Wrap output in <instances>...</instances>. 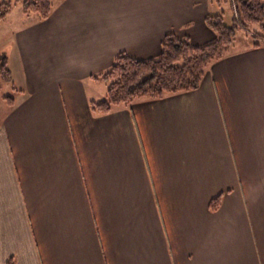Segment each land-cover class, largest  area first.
I'll return each instance as SVG.
<instances>
[{
	"label": "crops",
	"instance_id": "crops-1",
	"mask_svg": "<svg viewBox=\"0 0 264 264\" xmlns=\"http://www.w3.org/2000/svg\"><path fill=\"white\" fill-rule=\"evenodd\" d=\"M211 6L58 0L6 34L0 264H264V45L211 63L196 90L90 110L116 55L212 42Z\"/></svg>",
	"mask_w": 264,
	"mask_h": 264
},
{
	"label": "trees",
	"instance_id": "trees-1",
	"mask_svg": "<svg viewBox=\"0 0 264 264\" xmlns=\"http://www.w3.org/2000/svg\"><path fill=\"white\" fill-rule=\"evenodd\" d=\"M236 14L231 16L230 25L224 23L220 14L208 13L204 22L214 33L215 39L202 46H194L188 38H178L167 34L161 41V54L156 59L137 60L127 53L116 55L110 68L94 79L107 83L105 100L90 103L94 115H105L120 106H128L136 100H156L170 95L196 90L206 69L236 50L233 48L238 32L251 40V47L264 45V3L260 0H233ZM231 6V0H209L210 5ZM9 4H0V21L10 11ZM22 13L36 15L45 21L52 11L51 0H24ZM0 82L12 85V75L8 67V58L0 53ZM8 105L14 99L4 97ZM220 197L210 203V209L216 210Z\"/></svg>",
	"mask_w": 264,
	"mask_h": 264
},
{
	"label": "rangeland",
	"instance_id": "rangeland-1",
	"mask_svg": "<svg viewBox=\"0 0 264 264\" xmlns=\"http://www.w3.org/2000/svg\"><path fill=\"white\" fill-rule=\"evenodd\" d=\"M24 0H0V4H9L10 11L6 18L0 21V53L6 55L8 50V45L5 44L4 37L6 34L14 28V26L19 25L23 17H27L21 12L20 6ZM58 0H51L52 4H55ZM261 3H264V0H260ZM232 12L234 13L233 7L227 4H221L220 6L212 5L211 14L216 15L220 14L223 17L224 23L230 25ZM251 40L244 37V34L238 32L236 35L235 42L233 43V48H239L242 44L249 43ZM107 84V83H106ZM107 86V85H106ZM11 96L13 97V92L11 86L6 83L0 82V107L4 106L3 99L4 97Z\"/></svg>",
	"mask_w": 264,
	"mask_h": 264
},
{
	"label": "built area",
	"instance_id": "built-area-1",
	"mask_svg": "<svg viewBox=\"0 0 264 264\" xmlns=\"http://www.w3.org/2000/svg\"><path fill=\"white\" fill-rule=\"evenodd\" d=\"M231 1H232L233 9H234V12H235V6H234V2H233V0H231Z\"/></svg>",
	"mask_w": 264,
	"mask_h": 264
}]
</instances>
